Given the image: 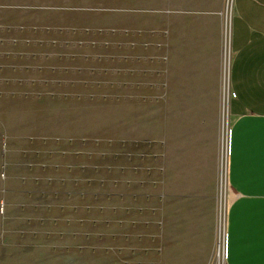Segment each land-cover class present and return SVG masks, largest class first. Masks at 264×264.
I'll return each instance as SVG.
<instances>
[{
	"label": "rangeland",
	"instance_id": "1",
	"mask_svg": "<svg viewBox=\"0 0 264 264\" xmlns=\"http://www.w3.org/2000/svg\"><path fill=\"white\" fill-rule=\"evenodd\" d=\"M169 5L0 0V264H176L208 147L170 91ZM230 128L223 105L219 233Z\"/></svg>",
	"mask_w": 264,
	"mask_h": 264
},
{
	"label": "crops",
	"instance_id": "2",
	"mask_svg": "<svg viewBox=\"0 0 264 264\" xmlns=\"http://www.w3.org/2000/svg\"><path fill=\"white\" fill-rule=\"evenodd\" d=\"M169 7L170 91L186 92L188 100L192 93L191 106L201 109V142L208 147L193 194L202 212H194L192 223L187 218L183 230L172 224L171 259L176 264H215L220 236V113L227 102V264H264V0H170Z\"/></svg>",
	"mask_w": 264,
	"mask_h": 264
},
{
	"label": "built area",
	"instance_id": "3",
	"mask_svg": "<svg viewBox=\"0 0 264 264\" xmlns=\"http://www.w3.org/2000/svg\"><path fill=\"white\" fill-rule=\"evenodd\" d=\"M228 141H229V137H228ZM227 141V147H226V156H228V164H229V142ZM227 174V170L225 171ZM225 174V188L223 185V189H229V176L228 174ZM229 207H230V202L227 205V209H226V219L225 221H227L228 219V211H229ZM226 231V230H225ZM227 259H228V236H227V232L225 236H222L220 233L218 242H217V247H216V260H215V264H227Z\"/></svg>",
	"mask_w": 264,
	"mask_h": 264
},
{
	"label": "bare ground",
	"instance_id": "4",
	"mask_svg": "<svg viewBox=\"0 0 264 264\" xmlns=\"http://www.w3.org/2000/svg\"><path fill=\"white\" fill-rule=\"evenodd\" d=\"M230 1V0H229ZM228 2V1H227ZM229 3V2H228ZM231 21V20H230ZM229 31H230V29H229ZM226 46V45H225ZM231 52V51H230ZM225 56H226V64H225V76H224V94H225V100L227 101V98H228V83H229V79H228V77H229V73H228V69H229V67H228V59H229V50L227 49V51H226V54H225ZM225 62V61H224ZM231 63V62H230ZM229 101V100H228ZM225 112H226V114L228 113V107H227V102L225 103ZM226 131V130H225ZM228 132V131H227ZM229 134V133H228ZM225 139H226V133H225V136H224V140H223V145H224V157H225V166H226V170H227V174H228V156H226V147H227V142H225ZM225 143V144H224ZM226 174V175H227ZM227 193H226V191L223 189V191H222V198H226L227 199ZM225 203H226V201H225ZM227 204V203H226ZM224 214V213H223ZM226 217V212H225V215H224V218ZM226 219V218H225ZM221 235L222 236H225L226 235V231H225V227H224V223H223V226H222V230H221ZM140 251V250H139Z\"/></svg>",
	"mask_w": 264,
	"mask_h": 264
}]
</instances>
